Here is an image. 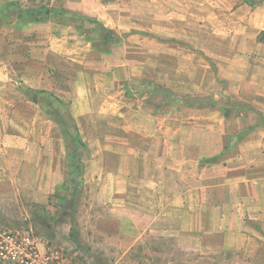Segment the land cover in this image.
<instances>
[{
	"label": "rangeland",
	"instance_id": "1",
	"mask_svg": "<svg viewBox=\"0 0 264 264\" xmlns=\"http://www.w3.org/2000/svg\"><path fill=\"white\" fill-rule=\"evenodd\" d=\"M244 4L0 0V241L34 238L42 254L51 250L62 264L238 259L191 249L181 234L191 226L189 216L161 200L158 187L147 184L148 165L135 157L140 161L150 146L139 131L150 126V110L216 111L226 99L251 109L241 102L259 96L252 84L264 66L249 30L255 7L239 10ZM46 9L48 16L26 13ZM178 17H191L192 24L179 25ZM88 19L116 32L119 41L106 45L101 26ZM29 23L37 25L34 42ZM28 88L62 98L77 121L88 151L78 150L86 171L76 189L68 179L71 141L59 117L48 115L53 110L31 99Z\"/></svg>",
	"mask_w": 264,
	"mask_h": 264
},
{
	"label": "crops",
	"instance_id": "2",
	"mask_svg": "<svg viewBox=\"0 0 264 264\" xmlns=\"http://www.w3.org/2000/svg\"><path fill=\"white\" fill-rule=\"evenodd\" d=\"M254 1L249 30L264 66V43L257 40L264 31V0ZM247 5L239 10L246 11ZM177 20L192 24L191 17ZM36 26H28L32 42ZM255 80L252 86L259 96L241 102L248 110L230 99L216 111L204 106L168 115L150 110V126L139 129L150 146L140 161L135 157L148 165L147 184L158 187L161 200L189 216L190 228L181 230L189 247L205 257L231 252L238 258L232 264H264V68ZM235 109L241 114L230 117ZM137 113L129 116L133 124Z\"/></svg>",
	"mask_w": 264,
	"mask_h": 264
},
{
	"label": "trees",
	"instance_id": "3",
	"mask_svg": "<svg viewBox=\"0 0 264 264\" xmlns=\"http://www.w3.org/2000/svg\"><path fill=\"white\" fill-rule=\"evenodd\" d=\"M245 3H247L250 6H255L258 2H255L254 0H243ZM27 14H36L37 17H40L41 15L48 16L50 14L49 10H37V11H28ZM92 22L97 23V25L101 26L102 32H104L105 36L103 38V41L106 43V45H110L111 43H115L119 41L120 36L117 35L116 32L107 29L101 22L96 21L95 19H88ZM257 40L260 43H264V31H262L258 36ZM30 92L31 99L40 100L43 103H46L49 108H51L53 111H47L48 115H53L56 117V115L59 117L57 121L58 124L62 125L63 133L65 137L69 138L71 141V147L73 148L72 153L68 155L67 159V165H68V179L73 184L75 189L82 184L83 177L85 175V166L81 163L79 164V153L78 150L80 148H83L85 152L88 151V147L86 142L83 140V138L80 135L79 126L77 124L76 119L71 113V110L69 109L67 103L60 98L59 96L49 93L47 90L44 89H31L28 88ZM26 95V93H25ZM53 113V114H52ZM264 122V121H263ZM78 161V162H77ZM65 201L64 197H60V202L63 203ZM37 225L41 226V222H39L37 219L35 220Z\"/></svg>",
	"mask_w": 264,
	"mask_h": 264
},
{
	"label": "built area",
	"instance_id": "4",
	"mask_svg": "<svg viewBox=\"0 0 264 264\" xmlns=\"http://www.w3.org/2000/svg\"><path fill=\"white\" fill-rule=\"evenodd\" d=\"M0 241V259L5 264H62L53 251L42 254L36 244V239L23 238L12 235L2 236Z\"/></svg>",
	"mask_w": 264,
	"mask_h": 264
}]
</instances>
